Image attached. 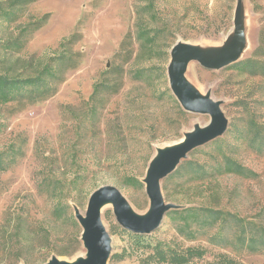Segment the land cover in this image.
<instances>
[{
    "label": "rangeland",
    "instance_id": "obj_1",
    "mask_svg": "<svg viewBox=\"0 0 264 264\" xmlns=\"http://www.w3.org/2000/svg\"><path fill=\"white\" fill-rule=\"evenodd\" d=\"M44 17L46 22L31 34L17 58L28 61L35 56L41 64L33 71L41 69L61 52L60 44L77 33L71 50L80 54V63L51 98L36 104L0 105V153L17 156L14 166L0 171V225L9 223L14 213L28 219L18 264H45L53 256L68 262L85 257L75 209L85 215L92 193L101 187L117 188L135 213H148L144 180L151 161L159 150L180 143L194 125L210 122L207 115L185 111L170 89L173 46L183 41L205 52L220 49L233 41L237 29L244 40L235 59L252 57L264 32V0H38L20 23ZM15 30L16 26L0 25V39H9ZM138 30H147L148 36L139 39ZM25 65L19 62L15 72L24 71ZM10 66L7 63L5 68ZM230 66L207 69L195 60L187 63L184 77L220 104L229 127L180 164L203 165L209 172L205 182L177 174L179 166L161 182V191L175 210L221 209L259 226L264 225V155L232 135V129L245 127L251 119L264 125V78L239 74ZM141 70L152 74L147 85L134 81ZM103 81L109 85L91 100L95 86ZM94 111L97 119L92 122L88 115ZM225 157L255 176L219 175L215 169ZM58 205L59 212H54ZM101 218L111 237L112 257L124 255L109 264H139L148 252L133 249L112 204L101 209ZM144 236L152 243L205 247L209 250L205 261L227 253L244 264H264V253H238L204 239L180 238L167 216L159 229ZM0 264L6 263L0 259Z\"/></svg>",
    "mask_w": 264,
    "mask_h": 264
},
{
    "label": "trees",
    "instance_id": "obj_2",
    "mask_svg": "<svg viewBox=\"0 0 264 264\" xmlns=\"http://www.w3.org/2000/svg\"><path fill=\"white\" fill-rule=\"evenodd\" d=\"M38 0H0V25L6 28L16 26L15 33L7 40L0 42V105L11 102L36 104L45 101L56 94L59 86L65 81L69 71L76 69L80 63V54L73 53L71 46L75 43L78 34L74 33L70 38L60 44L62 49L58 55L48 59L43 68L34 70L35 65L40 66L39 58L32 56L28 61L20 60L17 56L25 48L32 33L39 30L46 22V17L26 24L20 23L27 8ZM139 14V12H137ZM148 36L147 30H138L139 39ZM151 38V36H150ZM155 38L150 39L154 41ZM264 32L261 34L260 43L252 57L232 64L228 69L247 74L251 77L264 78ZM15 59V61H14ZM19 62L27 65L21 73L15 72ZM11 63L9 69L5 66ZM32 72L28 73L27 72ZM149 71H137L134 75L136 83H145L151 80ZM144 81H143V80ZM143 81V82H141ZM109 85V81H103L95 86L91 100H95L102 87ZM169 92V91H168ZM95 108V107H94ZM182 115H186L181 111ZM90 121H96V112L89 114ZM232 135L247 142L248 147L257 154L264 155V125L255 121L241 129L234 126ZM13 151V150H12ZM13 153V152H12ZM17 156L0 153V171L5 172L14 166ZM219 175L234 174L242 178H252L255 174L238 163L236 160L225 157L223 164L215 169ZM180 175H192L191 181L196 178L205 182L209 172L201 164L192 161L182 164L177 172ZM46 180L40 185L39 193L43 194L47 187ZM138 182V181H136ZM139 183V182H138ZM49 185V182H48ZM61 206L55 207L54 212H59ZM170 222L174 224L175 231L180 238L187 241L198 239L206 240L210 245L223 248H232L235 252L248 251L251 254L264 253V225L256 226L254 222L240 218L237 214L225 212L221 209L209 207H188L181 210H173L167 214ZM28 229V219L23 214H15L9 223L0 225V259L6 264H18L24 251L23 232ZM226 230V231H225ZM213 232V234H211ZM130 237L134 250L148 252L139 264H244L239 259L227 254L213 255L212 261H205L209 250L205 247H184L180 244L146 241V236L125 231ZM146 252V253H147ZM123 254L115 255L111 261L123 258Z\"/></svg>",
    "mask_w": 264,
    "mask_h": 264
},
{
    "label": "water",
    "instance_id": "obj_3",
    "mask_svg": "<svg viewBox=\"0 0 264 264\" xmlns=\"http://www.w3.org/2000/svg\"><path fill=\"white\" fill-rule=\"evenodd\" d=\"M240 14L239 4L236 14L239 22ZM243 40L242 31L236 29L233 41L220 49L207 48L205 52L183 41H178L173 46L168 67L170 89L185 111L195 115H207L210 117V122L204 127L197 125L177 145L159 150L151 161L144 180L150 200V209L146 215L135 213L117 188L101 187L92 193L85 215L75 209V218L82 229L81 241L86 256L73 262L53 256L45 264H109L112 257L111 237L101 218V209L106 204H112L116 221L124 230L138 235L155 232L160 228L167 214L171 210L178 209L164 201L161 182L175 172L191 152L222 137L229 127L228 119L220 104L209 95L200 94L198 89L184 77L186 65L190 60H195L207 69L228 67L239 61L235 57L240 52Z\"/></svg>",
    "mask_w": 264,
    "mask_h": 264
},
{
    "label": "bare ground",
    "instance_id": "obj_4",
    "mask_svg": "<svg viewBox=\"0 0 264 264\" xmlns=\"http://www.w3.org/2000/svg\"><path fill=\"white\" fill-rule=\"evenodd\" d=\"M213 50V49H212ZM200 94H202L199 90H197ZM198 125V124H197ZM197 125H194V127H193V129H195V127L197 126ZM199 127H201L200 125H198ZM106 205H108V204H106ZM106 205H104L103 207H102V209L106 206ZM80 214H82L81 212H80ZM83 215V214H82Z\"/></svg>",
    "mask_w": 264,
    "mask_h": 264
}]
</instances>
